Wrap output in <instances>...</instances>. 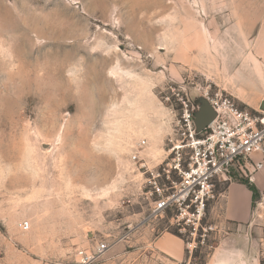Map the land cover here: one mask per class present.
<instances>
[{
  "label": "rangeland",
  "instance_id": "obj_1",
  "mask_svg": "<svg viewBox=\"0 0 264 264\" xmlns=\"http://www.w3.org/2000/svg\"><path fill=\"white\" fill-rule=\"evenodd\" d=\"M216 95L262 111L264 0H0V264H82L79 252L100 243L109 249L91 264H173L157 243L175 231L179 264L233 248L242 239L220 200L264 168V150L218 185L201 223L212 248L198 257L188 244L202 228L192 235L175 212L153 217L132 160L146 141L149 167L163 162L180 99L197 111ZM254 208L242 235L248 263L264 264V194Z\"/></svg>",
  "mask_w": 264,
  "mask_h": 264
},
{
  "label": "built area",
  "instance_id": "obj_2",
  "mask_svg": "<svg viewBox=\"0 0 264 264\" xmlns=\"http://www.w3.org/2000/svg\"><path fill=\"white\" fill-rule=\"evenodd\" d=\"M216 118L205 131L198 134L195 109L190 101L180 99L182 111L174 136L167 139L166 158L150 168L142 158L146 141L137 144L132 160L139 164L153 198L151 215L175 212L196 235L200 230L207 206L216 200L217 187L232 181L233 170L242 168L254 155L264 150V111L252 113L240 108L235 101L216 95L208 97ZM258 167H260L258 165ZM24 229H28V224ZM208 230L202 228L199 239L188 244L191 250L210 247ZM109 249L100 243L93 251H80L82 264L95 262Z\"/></svg>",
  "mask_w": 264,
  "mask_h": 264
},
{
  "label": "crops",
  "instance_id": "obj_3",
  "mask_svg": "<svg viewBox=\"0 0 264 264\" xmlns=\"http://www.w3.org/2000/svg\"><path fill=\"white\" fill-rule=\"evenodd\" d=\"M148 138H150V140L152 141L158 140L157 142H160L159 139H162V134L161 135L150 134L148 135ZM147 151L148 149L146 147V149L141 154L142 158L145 157V153ZM159 151L160 150H158V148L150 149V154H151L150 163L155 164L162 159V153ZM263 179H264V168L262 167L259 170V173L257 172L255 175H252L251 178L252 182L255 184L261 195L264 194ZM220 201H221L220 218L223 221H225L229 226L234 227L235 229L234 232L230 234L233 238L242 239L240 241H237L236 244H234L233 246L235 250L238 249L241 251L242 249H245V247L249 244L248 237L243 236L242 233H244L245 230L249 229V227L247 226L250 225L252 222L256 224L257 219L260 217L259 214L258 216H256L254 212L255 203L253 201V194L245 185L240 184L238 182H231L228 185L225 192L223 193ZM260 231L262 232V237L260 239V242L264 243V228H262ZM223 244H225V242L221 243L214 256L225 248ZM157 245L159 250L172 260L173 264L174 263L179 264L184 260L185 243L182 239L172 234L165 233L160 238ZM212 261L214 260L212 259L208 264H214Z\"/></svg>",
  "mask_w": 264,
  "mask_h": 264
},
{
  "label": "water",
  "instance_id": "obj_4",
  "mask_svg": "<svg viewBox=\"0 0 264 264\" xmlns=\"http://www.w3.org/2000/svg\"><path fill=\"white\" fill-rule=\"evenodd\" d=\"M261 110L264 111V102L261 105ZM216 113L213 107L207 100L202 101V105L195 111V125L197 133L200 134L206 130L215 120ZM248 239V245L245 249L235 250L234 248H227L225 246L219 253H217L212 261L214 264H249L248 258V246L251 244ZM240 251V252H239ZM216 262V263H215ZM252 264H257L256 261Z\"/></svg>",
  "mask_w": 264,
  "mask_h": 264
},
{
  "label": "trees",
  "instance_id": "obj_5",
  "mask_svg": "<svg viewBox=\"0 0 264 264\" xmlns=\"http://www.w3.org/2000/svg\"><path fill=\"white\" fill-rule=\"evenodd\" d=\"M235 182L245 185L252 192L254 203L260 198V192L252 181L250 182V180H237ZM173 234L176 237L183 239V236L179 232L175 231ZM199 251L201 250L200 249L195 250L194 253L195 257H198ZM204 264H207V261H204Z\"/></svg>",
  "mask_w": 264,
  "mask_h": 264
},
{
  "label": "bare ground",
  "instance_id": "obj_6",
  "mask_svg": "<svg viewBox=\"0 0 264 264\" xmlns=\"http://www.w3.org/2000/svg\"><path fill=\"white\" fill-rule=\"evenodd\" d=\"M115 74V73H114ZM132 78V77H131ZM134 103H131V105H133ZM135 104H137V103H135ZM133 124V123H132Z\"/></svg>",
  "mask_w": 264,
  "mask_h": 264
}]
</instances>
